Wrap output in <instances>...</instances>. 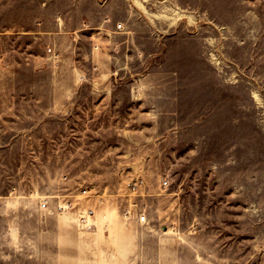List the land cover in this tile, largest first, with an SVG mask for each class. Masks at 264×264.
<instances>
[{
    "label": "rangeland",
    "instance_id": "rangeland-1",
    "mask_svg": "<svg viewBox=\"0 0 264 264\" xmlns=\"http://www.w3.org/2000/svg\"><path fill=\"white\" fill-rule=\"evenodd\" d=\"M0 264H264V0H0Z\"/></svg>",
    "mask_w": 264,
    "mask_h": 264
},
{
    "label": "built area",
    "instance_id": "built-area-1",
    "mask_svg": "<svg viewBox=\"0 0 264 264\" xmlns=\"http://www.w3.org/2000/svg\"><path fill=\"white\" fill-rule=\"evenodd\" d=\"M118 29L123 28V23L117 24ZM51 51V49H50ZM168 181L165 180L163 185L166 187ZM142 186V181L137 180H130L127 182V189L129 192L136 194L139 192ZM92 189L89 185H84L77 189V192L72 194H68L62 197H57L53 202V209L54 210H63V211H73L75 215V219L78 225L84 229H93L96 227V212L95 209L92 207H85L81 205V201L83 199L89 198L91 196ZM52 203V202H51ZM41 207L43 209H50L51 204L48 198H45L41 203ZM131 210H129L130 212ZM136 215L137 221L141 223H145L148 221V215L145 211L138 210Z\"/></svg>",
    "mask_w": 264,
    "mask_h": 264
}]
</instances>
